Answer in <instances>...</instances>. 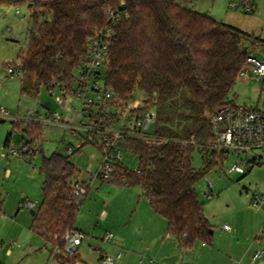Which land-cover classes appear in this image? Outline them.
<instances>
[{
    "label": "trees",
    "instance_id": "1",
    "mask_svg": "<svg viewBox=\"0 0 264 264\" xmlns=\"http://www.w3.org/2000/svg\"><path fill=\"white\" fill-rule=\"evenodd\" d=\"M192 2L0 0V9L28 4L31 10L29 45L17 62L23 73L22 93L34 98L43 88L50 92L58 87L64 97L72 94L91 41L108 28L110 11L118 16L109 39L103 87L125 104L136 92L144 93L141 113L152 109L155 133L172 141L148 146L125 138L119 146L137 156L139 166L133 171L119 162L113 178L121 179L108 181L140 187L185 250L213 239V227L196 191V184L223 163L213 146L207 114L235 105L228 97L248 66L249 49H264L261 37L198 13L188 7ZM26 132L34 146L43 125L28 123ZM192 140L195 145L184 143ZM196 152L203 160L201 168L194 167ZM39 173L43 200L33 210L32 231L59 264H75L80 260L66 254L64 236L76 230L81 199L73 197L72 182L79 171L71 155L54 153L43 156Z\"/></svg>",
    "mask_w": 264,
    "mask_h": 264
},
{
    "label": "rangeland",
    "instance_id": "2",
    "mask_svg": "<svg viewBox=\"0 0 264 264\" xmlns=\"http://www.w3.org/2000/svg\"><path fill=\"white\" fill-rule=\"evenodd\" d=\"M246 2L256 3L257 10L253 14L245 10ZM188 7L236 28L244 25L251 28L256 15L264 16V0H193ZM30 16L28 4L5 5L0 9V108L10 114L4 123L0 122V264H49V251L43 249V240L32 231L31 211H37L43 200V177L39 173L43 156L69 155L70 148L74 150L71 160L79 171L77 176L86 181L88 188L87 196L80 200L75 223V228L86 235L77 254L90 264H101L100 258L111 255L114 250L125 256L144 243L148 228L145 212L152 209L140 187L126 188L93 178L101 152L94 142L85 141L83 131L74 135L70 130L46 123L41 137L35 141L38 153L34 159L25 161L18 155H10L11 149L20 150L21 144L32 141L26 132L28 122L25 121L30 111L43 119L59 113L64 121L75 126L82 120L87 122L80 117L81 101L71 94L64 97L61 91L50 93L44 88L35 98L22 93L23 73L17 57L29 45ZM249 54L264 62L262 47L250 48ZM8 67L17 69V73L8 74ZM245 71L248 74L246 80L238 78L228 99L235 105L264 113V78L255 75L251 65ZM145 99L144 93L138 91L131 103L143 105ZM16 118L18 121L14 120ZM77 145L83 146L79 153ZM256 155L247 153L238 157L231 153L228 159H223L222 165L213 168L196 184L199 200L213 227V239L212 243L205 244L207 247L198 243L194 250L229 252L230 246H236V254L227 255L228 258H207L204 264H250L253 255L264 249V201L259 206L253 205V200L264 194V164L255 166L250 173H228L232 164L241 160L252 161ZM122 163L133 171L139 166L137 156L125 150L122 151ZM202 165L203 160L196 152L194 167L201 168ZM118 178L121 179L115 176L113 180ZM209 181L213 183L212 199L208 197ZM29 202L33 203L32 207ZM156 217L166 224L162 217ZM225 225L231 227V232L225 229ZM110 233L114 238L107 242L105 237ZM120 239L122 241L118 242ZM257 264H264V259Z\"/></svg>",
    "mask_w": 264,
    "mask_h": 264
},
{
    "label": "built area",
    "instance_id": "3",
    "mask_svg": "<svg viewBox=\"0 0 264 264\" xmlns=\"http://www.w3.org/2000/svg\"><path fill=\"white\" fill-rule=\"evenodd\" d=\"M245 10L249 14L255 12L251 4L244 3ZM111 22L108 28L96 36L89 45L88 57L79 68V79L76 80L77 87L71 95L81 101L80 117L82 120L78 126L64 121L59 113H54L43 119L34 116L30 111L25 118L28 123H38L45 125L52 124L66 130H70L76 135L80 130L85 133L86 142H94L101 152L99 167L93 178L108 181L113 178L115 166L122 162V148L119 146L125 138L142 141L148 146H161L172 141L167 137L155 133V115L152 109L146 113H141L143 105H134L130 102L125 104L115 98L111 91L103 87L104 68L108 57L109 39L111 38L112 26L119 20L118 16L110 11ZM248 66H252L253 73L264 78V62H260L253 56L247 60ZM247 66V67H248ZM246 67L240 72L239 78L246 80L248 74ZM8 74L15 75L17 69L8 67ZM60 91L58 87L50 91ZM9 112L0 108V120L9 118ZM210 127L214 136V149L222 154L223 159H228L231 153L238 157L247 153H257L252 160H241L240 163L232 164L228 169L229 174H245L257 165L264 164V113L247 108L245 106L227 105L219 111L207 114ZM18 121V118L14 119ZM153 127V129H151ZM185 144L195 145V142L186 141ZM36 146L21 144L20 150L11 149L10 155H18L25 161L35 158L38 151ZM82 145H77V149H82ZM69 155L74 153L73 149H68ZM4 155V154H3ZM84 180L79 176L72 182V195L74 198L82 199L88 194V188ZM210 193L209 199L214 197L212 192L213 183L208 182ZM264 201L262 198L253 200L254 206H259ZM32 207L33 203L29 202ZM226 230L230 228L226 225ZM114 238L112 233L105 237L109 242ZM86 235L78 230L68 231L64 236L65 252L69 256H75L82 246ZM121 254L118 255V259ZM264 258V249L259 250L253 260L259 261ZM103 264H114L112 259H103Z\"/></svg>",
    "mask_w": 264,
    "mask_h": 264
},
{
    "label": "crops",
    "instance_id": "4",
    "mask_svg": "<svg viewBox=\"0 0 264 264\" xmlns=\"http://www.w3.org/2000/svg\"><path fill=\"white\" fill-rule=\"evenodd\" d=\"M246 3L250 4L249 2ZM252 6L254 10H257V5L255 2ZM254 18H255V24H253L251 28H245L247 26L244 25L243 28H238V29L250 34H254L264 39V16L258 14ZM145 213L147 215L148 228L146 229L147 237H145L142 246L139 249L132 250L133 252L129 251L128 253H126L125 256H123L122 252L117 253L115 250L111 251V255H106V256L104 255L100 258L101 264H103L102 261L105 258L112 259L114 261V264H136V263L138 264V260L140 261L139 264H204V260L207 258L212 259V258H217V256L222 258H228L227 255L236 254L235 251L236 246L234 245L230 246V248L228 249L229 252L216 251L215 249L212 250L197 249L195 251L194 248L192 250H185L180 246L178 241L168 233L167 222L165 224L159 221L157 219L158 217H156L157 214H155L153 210L146 211ZM105 215L106 212L103 214V217H105ZM227 226L230 228V230L227 231L231 232L232 230L231 227L229 225ZM78 231L82 232L81 230ZM121 241L122 239H120L118 242ZM201 247H207V246L201 243ZM43 249H46L44 247V242H43ZM119 254H121L120 259H118ZM255 254L252 257V261L250 264H257L258 261L254 262L253 260ZM77 255L81 259L76 264H90L87 262V260H85V258L83 259L80 254ZM49 264H59V263L54 258L49 256Z\"/></svg>",
    "mask_w": 264,
    "mask_h": 264
},
{
    "label": "water",
    "instance_id": "5",
    "mask_svg": "<svg viewBox=\"0 0 264 264\" xmlns=\"http://www.w3.org/2000/svg\"><path fill=\"white\" fill-rule=\"evenodd\" d=\"M0 122H1V123H4L5 120L2 119V120H0ZM31 213H32V215H34V211H33V210L31 211Z\"/></svg>",
    "mask_w": 264,
    "mask_h": 264
}]
</instances>
